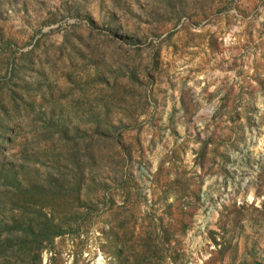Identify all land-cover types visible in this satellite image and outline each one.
<instances>
[{
	"label": "rangeland",
	"instance_id": "374dc122",
	"mask_svg": "<svg viewBox=\"0 0 264 264\" xmlns=\"http://www.w3.org/2000/svg\"><path fill=\"white\" fill-rule=\"evenodd\" d=\"M38 248L264 264V0H0V264Z\"/></svg>",
	"mask_w": 264,
	"mask_h": 264
},
{
	"label": "trees",
	"instance_id": "16d2710c",
	"mask_svg": "<svg viewBox=\"0 0 264 264\" xmlns=\"http://www.w3.org/2000/svg\"><path fill=\"white\" fill-rule=\"evenodd\" d=\"M10 228H8V232H7V240L6 241H9L11 239V237L14 235V230L16 229H19V228H22V234H23V239L25 237H28V236H32L33 237V240H35L36 243H41V237L43 235H49L50 237L51 236H57V233L56 232H51L52 230L56 229L57 227L52 225L51 221L50 220H46L45 224H40V225H33L32 223H28L26 224L25 227H22L20 226V224L14 222L11 224V226H9ZM40 246V245H39ZM4 246L2 245L1 246V249L3 248ZM41 248H38L36 250V254L32 257V259L30 260V264H42L41 262V258H40V253H41Z\"/></svg>",
	"mask_w": 264,
	"mask_h": 264
}]
</instances>
